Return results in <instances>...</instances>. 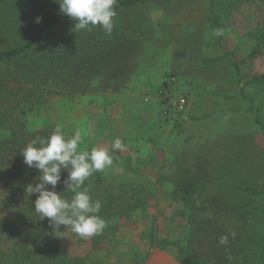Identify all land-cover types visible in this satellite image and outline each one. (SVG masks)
<instances>
[{
    "label": "trees",
    "instance_id": "16d2710c",
    "mask_svg": "<svg viewBox=\"0 0 264 264\" xmlns=\"http://www.w3.org/2000/svg\"><path fill=\"white\" fill-rule=\"evenodd\" d=\"M253 4L264 0H118L107 35L99 26L73 31L59 0H0V264H103L113 252L120 264H147L168 248L182 264H264V73L249 72L264 57V20L247 24L246 53L225 38L237 8ZM138 77L151 92L118 101L115 88ZM182 96L179 110L173 100ZM84 99L98 109L84 150L105 146L119 169L85 181L107 221L88 239L64 225L55 236L39 219L38 194L26 188L40 171L21 154L56 128L33 131L31 120ZM117 138L146 143L148 153L113 150ZM67 176L55 191L70 199ZM163 197L180 205L177 235L152 228L140 237L146 246L129 240L122 230Z\"/></svg>",
    "mask_w": 264,
    "mask_h": 264
},
{
    "label": "clouds",
    "instance_id": "9594fccd",
    "mask_svg": "<svg viewBox=\"0 0 264 264\" xmlns=\"http://www.w3.org/2000/svg\"><path fill=\"white\" fill-rule=\"evenodd\" d=\"M117 3L118 0H59L61 13L75 21L73 31H91L99 26L107 35H111L114 28ZM40 19L37 17L36 22L39 23ZM81 142L78 134L66 138L61 126L57 125L49 137L33 140L21 150L24 163L40 171L39 182L29 184L26 192L29 196L38 194L34 211L40 220L48 218L55 236H61V225L70 228L81 239L100 235L107 227V221L99 215L101 201L93 200L83 186L94 173L110 167L113 156L103 147H92L90 151L78 150ZM121 147L120 139H115L112 149ZM62 170L68 172L63 183L65 192L72 193L70 199L55 191L61 181ZM227 239V236H222L219 243L224 245Z\"/></svg>",
    "mask_w": 264,
    "mask_h": 264
},
{
    "label": "rangeland",
    "instance_id": "374dc122",
    "mask_svg": "<svg viewBox=\"0 0 264 264\" xmlns=\"http://www.w3.org/2000/svg\"><path fill=\"white\" fill-rule=\"evenodd\" d=\"M264 20V4H253L237 8L234 18V26L225 31V38L230 46L235 51L241 50L243 53L248 52L249 46L252 41L248 38L247 24H256ZM249 72L264 73V57L249 64ZM151 92L150 81L145 77H138L133 79L128 86L119 85L115 88L114 95L116 99L121 101L123 94L138 95L140 97ZM150 97L147 96V100ZM97 105L91 104L88 99L79 102H68L61 100L51 109L44 110L38 117L31 120L30 129L33 131L42 129L43 127L54 124L59 125L66 138H72L77 134L81 137V144L78 150H84L88 147L87 140L88 132L96 123L97 118ZM110 113L114 117H122V112L119 111L117 106L110 108ZM122 147L119 149L126 153L129 149H140L148 153V145L146 143L138 142H121ZM105 147V146H103ZM119 169L113 165L107 168L105 172L117 173ZM180 205L169 201L167 198H162L157 202L150 204L147 214L141 212L136 213L134 223L130 224L127 228L122 230V233L134 240L139 246H146V242L141 241L140 237L143 233L151 231L152 228L160 236H176L178 230L181 228V222L178 216ZM154 226V227H153ZM69 243H74L70 241ZM74 243V251L83 253L87 251L86 246H76ZM147 249V247L145 248ZM119 252V250H118ZM104 255V253H103ZM117 252H113L108 258H104L103 264H120ZM102 264V262H100ZM147 264H182V261L175 248H168L166 250L154 249Z\"/></svg>",
    "mask_w": 264,
    "mask_h": 264
},
{
    "label": "built area",
    "instance_id": "2783aa9c",
    "mask_svg": "<svg viewBox=\"0 0 264 264\" xmlns=\"http://www.w3.org/2000/svg\"><path fill=\"white\" fill-rule=\"evenodd\" d=\"M174 107L178 108L179 110H183L186 105V98L182 96L178 99L173 100Z\"/></svg>",
    "mask_w": 264,
    "mask_h": 264
}]
</instances>
